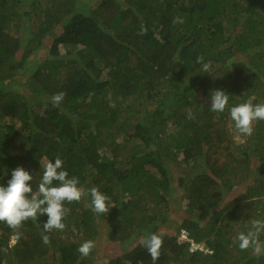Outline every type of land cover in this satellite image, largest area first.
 I'll return each mask as SVG.
<instances>
[{"label":"trees","instance_id":"trees-1","mask_svg":"<svg viewBox=\"0 0 264 264\" xmlns=\"http://www.w3.org/2000/svg\"><path fill=\"white\" fill-rule=\"evenodd\" d=\"M263 78L264 0H0V186L23 167L36 191L59 157L109 197L102 216L90 196L66 204L63 231L45 233V215L16 239L0 223V264H153L140 243L151 233L156 264H264L235 241L264 220V121L243 136L229 112L264 103ZM215 90L230 95L223 113L210 110ZM86 240L96 247L82 258Z\"/></svg>","mask_w":264,"mask_h":264},{"label":"clouds","instance_id":"clouds-1","mask_svg":"<svg viewBox=\"0 0 264 264\" xmlns=\"http://www.w3.org/2000/svg\"><path fill=\"white\" fill-rule=\"evenodd\" d=\"M196 62L202 65L204 72L211 70V61L205 62L203 56L197 57ZM262 81L264 82V78ZM65 96L64 92L54 94L51 98L53 107H59ZM229 96L221 90L213 91L210 97V110L223 113L229 105ZM253 100L254 98H249L246 102L229 109L235 131L243 136H252L254 122L264 121V103L254 104ZM188 118L194 119L191 110ZM43 167L42 179L36 191L31 186L33 175L23 167H17L12 171L6 187L0 186V223H5L11 228L16 239L20 238L21 234L18 230L26 221L36 222L39 217L45 215L48 217L43 224L45 233L53 230L63 231L66 228L63 221L71 212V209L65 205L80 202L85 196H90L89 207L95 214L102 216L109 213V197L98 187L86 189L80 186L79 178L69 177V173L64 170L62 159L57 157L54 163L49 160ZM169 233L170 230L164 234ZM261 233H264V220H253L251 228L246 233H239L235 241H238L241 251L251 249L259 257L264 255V242L260 240ZM42 239L45 244L50 243L48 235H42ZM178 240L180 243L189 242L191 250L195 246L199 248L189 238L186 230H181ZM140 243L151 256L153 264H156L163 245L162 238L156 233H151L142 237ZM95 247V241L86 240L79 246L78 252L82 258H87Z\"/></svg>","mask_w":264,"mask_h":264},{"label":"rangeland","instance_id":"rangeland-1","mask_svg":"<svg viewBox=\"0 0 264 264\" xmlns=\"http://www.w3.org/2000/svg\"><path fill=\"white\" fill-rule=\"evenodd\" d=\"M18 33V32H17ZM19 35H20V37L22 38L23 37V35H24V33L22 32V31H20L19 32ZM25 37L26 38H28V35L27 34H25ZM29 39V38H28ZM46 50H48V49H46ZM45 50V48H43L42 49V51H41V53L40 54H44V58H47V51ZM21 54H22V52H20V54L17 56V59H19L20 60V57H21ZM35 56H36V54H35ZM39 57H37V59H38ZM36 60V59H35ZM34 58H32L31 59V62L29 63L30 65H29V67L30 68H33L34 67ZM216 67H217V64H214L213 66H212V68H211V70H216ZM17 72V71H16ZM19 77L16 75L15 77H14V80L13 81H15L16 79H18ZM263 80V79H262ZM15 83V82H14ZM16 86H17V89H18V92L19 91H22V90H25L26 89V87L25 86H22L21 84H16ZM26 92V91H25ZM27 93V92H26ZM28 94V93H27ZM1 122H2V124H4L5 123V121H4V119L3 120H1ZM238 144H243V142H242V140L238 143ZM171 169H174L175 167H170ZM177 171V170H176ZM239 187H241V186H239ZM230 194H233V192H231ZM232 198V195H227L226 193H224V199H223V201H225V202H227V201H229L230 199ZM169 230V229H168ZM173 229H170V231H172ZM175 231V230H174ZM173 231V232H174ZM129 243H132V244H134L135 243V241H134V239H130L129 241H128ZM15 243V239H12V244H14ZM124 247L126 248V249H128V246H126V244L124 245ZM100 249H102V248H100ZM104 251H106V249L104 248L103 249ZM115 251V249L114 248H111L110 250H108V251H106L107 252V257H106V259H108L109 257H110V255L113 253ZM104 260V261H107V260Z\"/></svg>","mask_w":264,"mask_h":264},{"label":"built area","instance_id":"built-area-1","mask_svg":"<svg viewBox=\"0 0 264 264\" xmlns=\"http://www.w3.org/2000/svg\"><path fill=\"white\" fill-rule=\"evenodd\" d=\"M197 249V247L195 246V247H193V249L192 250H196Z\"/></svg>","mask_w":264,"mask_h":264}]
</instances>
